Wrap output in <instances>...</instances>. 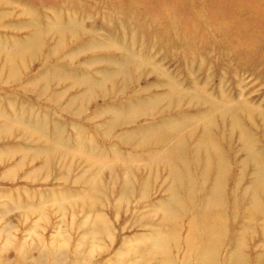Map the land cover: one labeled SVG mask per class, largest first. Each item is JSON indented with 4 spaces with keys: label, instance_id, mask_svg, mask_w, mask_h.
Wrapping results in <instances>:
<instances>
[{
    "label": "rangeland",
    "instance_id": "rangeland-1",
    "mask_svg": "<svg viewBox=\"0 0 264 264\" xmlns=\"http://www.w3.org/2000/svg\"><path fill=\"white\" fill-rule=\"evenodd\" d=\"M169 262L264 264V0H0V264Z\"/></svg>",
    "mask_w": 264,
    "mask_h": 264
},
{
    "label": "bare ground",
    "instance_id": "bare-ground-1",
    "mask_svg": "<svg viewBox=\"0 0 264 264\" xmlns=\"http://www.w3.org/2000/svg\"><path fill=\"white\" fill-rule=\"evenodd\" d=\"M206 96H207V95H206ZM208 98H209V97H208ZM162 237H163V236H162ZM159 240H160V239H159ZM5 244H7V243L5 242ZM206 252H208V253H207L208 255L211 254V253H210L209 251H207V250H206ZM202 255H203V254H202ZM211 255H212V254H211ZM205 256H207V255H205ZM210 257H211V256H210ZM212 257H213V256H212ZM201 259H202V257H201ZM203 259H204V258H203ZM206 259H207V262L210 260V259L208 260V258H205L204 260H206ZM211 259H212V258H211ZM204 260H203V261H204ZM205 262H206V261H204V263H205ZM210 262H211V260H210ZM210 262H208V263H210ZM169 263L171 264V262H169ZM8 264H10V263H8ZM166 264H167V263H166ZM206 264H207V263H206Z\"/></svg>",
    "mask_w": 264,
    "mask_h": 264
}]
</instances>
